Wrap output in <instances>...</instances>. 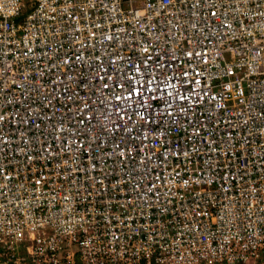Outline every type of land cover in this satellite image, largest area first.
Here are the masks:
<instances>
[{
	"label": "built area",
	"instance_id": "2783aa9c",
	"mask_svg": "<svg viewBox=\"0 0 264 264\" xmlns=\"http://www.w3.org/2000/svg\"><path fill=\"white\" fill-rule=\"evenodd\" d=\"M262 255L264 0H0V264Z\"/></svg>",
	"mask_w": 264,
	"mask_h": 264
},
{
	"label": "rangeland",
	"instance_id": "374dc122",
	"mask_svg": "<svg viewBox=\"0 0 264 264\" xmlns=\"http://www.w3.org/2000/svg\"><path fill=\"white\" fill-rule=\"evenodd\" d=\"M252 263H255V264H264V256L262 255L261 258H257L256 259V262H252ZM250 263V264H252Z\"/></svg>",
	"mask_w": 264,
	"mask_h": 264
}]
</instances>
